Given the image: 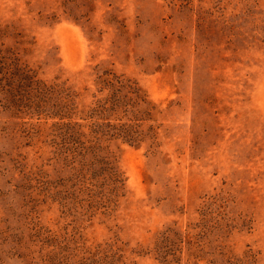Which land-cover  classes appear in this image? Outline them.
Wrapping results in <instances>:
<instances>
[{"label":"rangeland","instance_id":"rangeland-1","mask_svg":"<svg viewBox=\"0 0 264 264\" xmlns=\"http://www.w3.org/2000/svg\"><path fill=\"white\" fill-rule=\"evenodd\" d=\"M113 75L156 133L101 138L120 188L93 157ZM44 98L47 114L29 102ZM98 252L264 264V0H0V264Z\"/></svg>","mask_w":264,"mask_h":264},{"label":"trees","instance_id":"trees-1","mask_svg":"<svg viewBox=\"0 0 264 264\" xmlns=\"http://www.w3.org/2000/svg\"><path fill=\"white\" fill-rule=\"evenodd\" d=\"M15 66L19 69L18 64L13 60L12 63L8 64V71L10 74L13 73V69ZM22 69L24 73V78L33 79L36 75L34 74L31 68H28L25 65ZM107 73V72H106ZM108 75H112L111 73H107ZM20 81H24V79L20 78ZM105 88L107 86L110 88L112 92L108 98L101 101L99 106L97 107L98 111H93L91 115H102V119L104 122L94 124L93 133L95 138V146L93 157L95 158V162L98 164L104 165L108 169V178L117 188H120L125 185L126 178L124 177V173L118 168L115 164L114 160L108 155V147L102 145L101 138L104 137L106 140L113 139H122L123 142L128 143L132 146H141L147 140H152V145L156 139V133L153 128L150 130V135L147 132L142 130V118H139L138 114L142 112V106H125V98H127V94H124L125 88H130V92L134 94L135 99H137V103L140 101L145 102L146 99L143 97L141 88L136 83H131L128 80H123L118 76L113 75L108 81L104 82ZM24 87V85H23ZM14 97L16 95L14 94ZM132 99V98H130ZM26 100V99H25ZM47 100L44 98V102H32L30 100V106L39 113H48L50 110L47 106ZM66 106H61V112L64 111ZM59 113V112H58ZM66 112L65 114H60L59 121L57 124L58 128H63L67 135L65 136L66 142H70L68 137L71 139L80 137V132L76 130V125L70 119L71 116ZM104 114H107V117L103 118ZM149 114V112H148ZM58 115V114H55ZM58 117V116H57ZM114 117V118H113ZM113 118V120H111ZM65 119V121H63ZM67 120V121H66ZM63 121V122H61ZM65 133V134H66ZM68 136V137H67ZM116 253H84L81 257L76 259V263L74 264H124L122 261V256H116Z\"/></svg>","mask_w":264,"mask_h":264}]
</instances>
